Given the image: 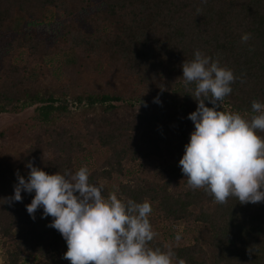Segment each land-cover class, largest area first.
I'll use <instances>...</instances> for the list:
<instances>
[{"label": "trees", "instance_id": "obj_1", "mask_svg": "<svg viewBox=\"0 0 264 264\" xmlns=\"http://www.w3.org/2000/svg\"><path fill=\"white\" fill-rule=\"evenodd\" d=\"M196 50L237 77L221 110L256 115L252 101L264 103V0H0V114L37 106L24 128L0 133L6 264H71L63 258L65 239L48 226L53 218H43L42 208L35 220L27 212L34 192L11 205L3 199L14 195L17 171L27 178L30 161L48 174L75 173L94 147L107 154L89 168L103 195L147 198L154 231L165 222L196 226L190 244L172 249L177 262L264 264V202L230 197L218 204L204 189H191L179 165L195 130L188 116L198 107L182 65ZM87 64L98 70L100 86L76 82ZM153 159L163 182L138 175L124 181ZM173 237H155L150 246L166 250Z\"/></svg>", "mask_w": 264, "mask_h": 264}, {"label": "clouds", "instance_id": "obj_2", "mask_svg": "<svg viewBox=\"0 0 264 264\" xmlns=\"http://www.w3.org/2000/svg\"><path fill=\"white\" fill-rule=\"evenodd\" d=\"M250 39L251 33H245L241 42L247 44ZM182 69L184 85L195 84L191 95L198 102L188 116L195 130L179 161L188 186L204 189L218 204H226L230 197L241 204L264 202V138L257 134L264 132V103L252 101L257 114L250 118L221 110L237 77L219 59L200 50ZM154 102L160 103L159 97ZM26 167L30 169L27 178L17 171L14 195L3 200L11 205L22 202V192H34L27 212L35 220L42 208L43 218H53L48 226L65 239L68 250L63 258L71 264H187L182 258L177 262L169 246L166 250L150 246L158 233L150 223L152 205L147 198L138 203L122 195L118 198L117 191L103 195L104 185L90 181L86 165L75 173L65 169L55 174L31 161ZM180 239L177 234L176 240Z\"/></svg>", "mask_w": 264, "mask_h": 264}, {"label": "rangeland", "instance_id": "obj_3", "mask_svg": "<svg viewBox=\"0 0 264 264\" xmlns=\"http://www.w3.org/2000/svg\"><path fill=\"white\" fill-rule=\"evenodd\" d=\"M14 34L11 33L10 37H12ZM1 64V63H0ZM78 72L80 75L77 76V83L79 85H84L86 87H98L102 83V79L99 76V74L96 72L95 67H93L90 64H87L86 67L83 69L78 68ZM47 81V80H45ZM54 82V81H53ZM56 83V82H55ZM36 107L33 106L30 108H27L19 113H5L0 114V133L5 130L10 129H18L20 130L25 127L26 124L30 123L32 121V118L36 114ZM19 134H22V131H19ZM91 156L88 157L89 159H85L82 162H79L77 165V168L75 171L79 170L82 166H87L88 168H97L99 167L106 157V152L100 150L97 147H94L91 149ZM89 162V163H88ZM92 166V167H90ZM161 169V162L157 159H153L150 161L142 162L141 165H136L133 167L132 173L128 174L124 181H127L132 177V175H138L141 178L149 179L150 181H159L163 182L161 179L162 174L159 173V170ZM153 215V214H152ZM195 225L191 224H174L172 222H165L161 225H158L155 229V232L158 233L156 236L159 240L163 239L165 236L173 234V238H169L167 241V246L173 248L177 247H183L188 244H190L193 241ZM199 230V229H198ZM179 234L181 236V239L179 241L176 240V236ZM34 261V258H30V262ZM0 264H6V257L4 255V250L2 248L1 242H0Z\"/></svg>", "mask_w": 264, "mask_h": 264}]
</instances>
